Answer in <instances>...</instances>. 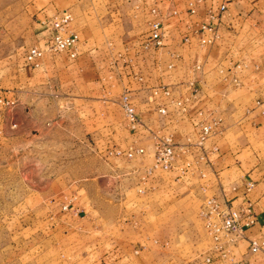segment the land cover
<instances>
[{
  "label": "crops",
  "instance_id": "obj_1",
  "mask_svg": "<svg viewBox=\"0 0 264 264\" xmlns=\"http://www.w3.org/2000/svg\"><path fill=\"white\" fill-rule=\"evenodd\" d=\"M222 4L225 9L220 11ZM70 9H56L51 15L45 12L42 20L64 10L72 14L70 27L79 39L80 55L75 62L79 71H85V78L96 80L99 63L108 62L109 82L121 89L115 108L109 105V138L119 129L121 149H144L143 155L130 160L119 157L122 165L106 170L109 204L146 205L151 200L175 208L178 214V206L188 201V212L200 221L204 191L234 205L248 199L254 222L245 228L243 236L223 239L225 253L219 254L212 250V240L202 226L206 247L193 264H264V0H75V16ZM152 9L156 13H151ZM155 19L162 26L160 45L149 44L144 49ZM203 23L215 25L218 37L213 44L202 43L204 34L199 28ZM40 27L33 46L43 50V55L31 63L33 71L45 55L53 54L48 50L49 32ZM118 30L124 32L117 37L119 51L113 54L111 49L109 58L103 57L98 48H113ZM100 32L102 38L98 39ZM160 86L169 88L168 97L154 94ZM124 91L136 111L134 130L129 128L119 103ZM162 106L167 110L164 115L159 113ZM92 107L95 109L91 102L90 110ZM212 119L219 120V126L201 151L205 158L198 166L203 177L194 166L186 173L181 171L186 163L193 165L201 153L195 150L179 153L167 172L156 169L147 173L154 162L155 136L172 135L183 144L187 137L196 139V122ZM254 240L262 246L255 254L250 252ZM110 251L111 264H115L118 250Z\"/></svg>",
  "mask_w": 264,
  "mask_h": 264
},
{
  "label": "rangeland",
  "instance_id": "obj_2",
  "mask_svg": "<svg viewBox=\"0 0 264 264\" xmlns=\"http://www.w3.org/2000/svg\"><path fill=\"white\" fill-rule=\"evenodd\" d=\"M74 5L0 0V264H111L112 249L115 264H193L206 242L188 201L178 214L151 200L109 204L105 172L123 163L109 154L122 146L119 129L109 138V105L121 91L109 63L91 80L65 53L45 55L34 71L26 60L42 15ZM120 35L98 48L103 57L119 51Z\"/></svg>",
  "mask_w": 264,
  "mask_h": 264
},
{
  "label": "built area",
  "instance_id": "obj_3",
  "mask_svg": "<svg viewBox=\"0 0 264 264\" xmlns=\"http://www.w3.org/2000/svg\"><path fill=\"white\" fill-rule=\"evenodd\" d=\"M225 5L219 6V10L223 11ZM151 13H156L155 9L151 10ZM215 18V16H211ZM72 21V14L68 10L56 13L47 20H42L41 24L46 27L49 32V44L48 50L52 53H66L69 58L75 59L78 55V35L70 27ZM161 22L157 19L150 23V36L148 40L143 44L144 49L148 48L149 44L158 46L160 45L162 30ZM200 31L203 32L202 43L213 44L218 37L215 25L212 23H203L200 26ZM43 55V50L37 46H32L27 54L26 60L28 63H33ZM236 81V80H234ZM162 94L168 97L170 92L169 88L160 86L154 90V94ZM2 100L0 99V102ZM120 106L124 112L125 119L130 129L134 130L137 127L138 119L135 108L131 101V97L127 91H124L119 98ZM177 105L182 106L181 101H177ZM159 113L162 115L167 113L164 106L159 108ZM195 126L198 128L196 132V139L192 140L187 137L185 143H177L172 135L155 136L154 137V162L151 170H147V173L153 170H160L167 172L171 170L174 165V161L179 153H189L192 150L201 152L205 141L216 132L219 126V120L212 119L210 122L198 121ZM109 154H113L117 157L125 159H133L136 156L144 154V149L135 146H128L125 149H113L109 151ZM205 158V155L201 152L194 159L193 165L186 163L185 167L181 169L183 173H186L189 167L194 166L200 176L204 174L200 172L198 163ZM251 184L248 185V190L251 188ZM202 190H205L204 186H201ZM205 192L203 198V206L199 211V218L201 224L212 240V250L224 254V246L222 240L234 236L235 238H241L243 236L246 227L250 226L254 222V215L252 205L248 199L241 205H234L230 201H222L213 194ZM68 205L63 206V210H67ZM262 246L258 240L250 242V252L255 254L261 250ZM228 250V249H227ZM210 262V259H206ZM239 264H253L249 261H241Z\"/></svg>",
  "mask_w": 264,
  "mask_h": 264
}]
</instances>
